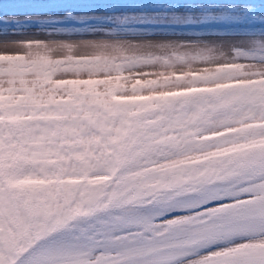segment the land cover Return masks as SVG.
Here are the masks:
<instances>
[{
	"label": "snow or ice",
	"instance_id": "6c2138e0",
	"mask_svg": "<svg viewBox=\"0 0 264 264\" xmlns=\"http://www.w3.org/2000/svg\"><path fill=\"white\" fill-rule=\"evenodd\" d=\"M0 264H264V0H5Z\"/></svg>",
	"mask_w": 264,
	"mask_h": 264
},
{
	"label": "rangeland",
	"instance_id": "374dc122",
	"mask_svg": "<svg viewBox=\"0 0 264 264\" xmlns=\"http://www.w3.org/2000/svg\"><path fill=\"white\" fill-rule=\"evenodd\" d=\"M8 2H10V0H8ZM257 2H259V0H257ZM5 3V0H0V5H3Z\"/></svg>",
	"mask_w": 264,
	"mask_h": 264
}]
</instances>
